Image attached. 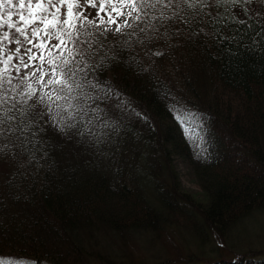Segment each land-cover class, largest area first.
Returning a JSON list of instances; mask_svg holds the SVG:
<instances>
[{"label": "trees", "instance_id": "1", "mask_svg": "<svg viewBox=\"0 0 264 264\" xmlns=\"http://www.w3.org/2000/svg\"><path fill=\"white\" fill-rule=\"evenodd\" d=\"M211 3L147 46L125 49L109 36V58L97 57L91 73L122 94L100 105L115 121L105 135L45 124L28 145L35 160L19 149L0 157L5 264H148L129 257V240L172 228L222 240L264 213V0ZM173 105L200 114L191 122L199 155ZM178 163L197 192L182 190ZM203 261L264 264V252Z\"/></svg>", "mask_w": 264, "mask_h": 264}, {"label": "snow or ice", "instance_id": "2", "mask_svg": "<svg viewBox=\"0 0 264 264\" xmlns=\"http://www.w3.org/2000/svg\"><path fill=\"white\" fill-rule=\"evenodd\" d=\"M250 2L215 0L214 6ZM211 6V0H0V157L19 149L35 160L28 145L40 142L35 137L45 124L82 138L105 135L115 121L100 105L122 94L91 73L97 57L109 58V36L125 49L133 42L147 46L166 39L177 20L187 23V10ZM171 111L186 139H202L191 123L199 113L176 105Z\"/></svg>", "mask_w": 264, "mask_h": 264}, {"label": "rangeland", "instance_id": "3", "mask_svg": "<svg viewBox=\"0 0 264 264\" xmlns=\"http://www.w3.org/2000/svg\"><path fill=\"white\" fill-rule=\"evenodd\" d=\"M12 11L15 12L16 9L13 8ZM16 19L14 15L12 20ZM192 148L198 155L201 148L198 140L192 143ZM176 169L182 190L188 194L197 192L198 188L187 178L180 163ZM205 238H192L186 229L172 228L165 229L151 240H129L125 248L129 250V257L148 264H198L216 255L232 257L234 253L248 249L264 252V213H256L244 219L222 240L213 238L211 234H207Z\"/></svg>", "mask_w": 264, "mask_h": 264}]
</instances>
